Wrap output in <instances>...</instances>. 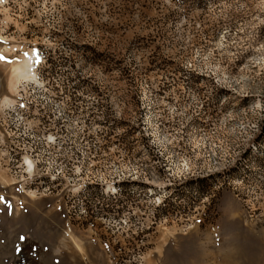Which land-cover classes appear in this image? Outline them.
Returning a JSON list of instances; mask_svg holds the SVG:
<instances>
[{
  "label": "rangeland",
  "instance_id": "1",
  "mask_svg": "<svg viewBox=\"0 0 264 264\" xmlns=\"http://www.w3.org/2000/svg\"><path fill=\"white\" fill-rule=\"evenodd\" d=\"M0 56V264H264V0H0Z\"/></svg>",
  "mask_w": 264,
  "mask_h": 264
},
{
  "label": "bare ground",
  "instance_id": "2",
  "mask_svg": "<svg viewBox=\"0 0 264 264\" xmlns=\"http://www.w3.org/2000/svg\"><path fill=\"white\" fill-rule=\"evenodd\" d=\"M26 67H29L30 64H26ZM14 80L19 83V82H23V81H31L34 77V73L33 70L29 69V70H25V68L23 67H17L14 69ZM5 101V105H7L8 107L12 105V102L9 101L8 99L4 100ZM24 162L26 164L27 167V171L29 173L33 172L35 170V163L34 161H32L30 158L25 157L24 158Z\"/></svg>",
  "mask_w": 264,
  "mask_h": 264
},
{
  "label": "snow or ice",
  "instance_id": "3",
  "mask_svg": "<svg viewBox=\"0 0 264 264\" xmlns=\"http://www.w3.org/2000/svg\"><path fill=\"white\" fill-rule=\"evenodd\" d=\"M0 59H5L3 56H0Z\"/></svg>",
  "mask_w": 264,
  "mask_h": 264
}]
</instances>
